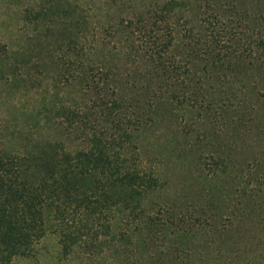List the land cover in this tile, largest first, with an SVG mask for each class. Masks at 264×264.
Instances as JSON below:
<instances>
[{
    "label": "trees",
    "instance_id": "16d2710c",
    "mask_svg": "<svg viewBox=\"0 0 264 264\" xmlns=\"http://www.w3.org/2000/svg\"><path fill=\"white\" fill-rule=\"evenodd\" d=\"M22 14L35 47L0 42V264L48 233L88 264H189L175 241L232 224L159 200V158L140 142L165 104L255 125L264 90L251 105L203 85L264 82V0H30ZM202 159L209 176L228 167Z\"/></svg>",
    "mask_w": 264,
    "mask_h": 264
},
{
    "label": "rangeland",
    "instance_id": "374dc122",
    "mask_svg": "<svg viewBox=\"0 0 264 264\" xmlns=\"http://www.w3.org/2000/svg\"><path fill=\"white\" fill-rule=\"evenodd\" d=\"M29 3L30 0H0V42L8 48L35 47V41L29 40L34 26L22 21V12ZM257 79L259 85L254 89L249 82ZM260 89L264 90V82L258 73H247L229 83L211 79L203 85V91L213 99L242 90L251 105L257 103L256 92ZM5 110L0 99V118L5 116ZM155 113L158 123L140 143L149 158H159L158 172L167 183L159 200L186 205V210L198 217H226L232 224L225 229L223 222L216 220L212 225L214 231L207 228L193 231L175 241L190 251L189 264H264L263 106L258 104L255 125L247 126L236 125L229 118L216 124L206 119L191 121L187 112L169 108L168 104ZM213 153L227 162L228 167L209 176L200 163L204 156ZM10 264L88 263L76 254L64 256L57 236L48 233L33 256L16 257Z\"/></svg>",
    "mask_w": 264,
    "mask_h": 264
}]
</instances>
